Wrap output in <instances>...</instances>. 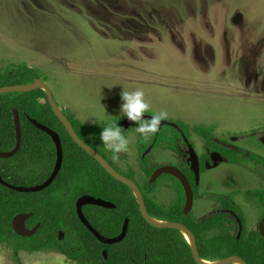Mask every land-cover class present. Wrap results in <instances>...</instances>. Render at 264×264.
I'll use <instances>...</instances> for the list:
<instances>
[{
    "label": "rangeland",
    "instance_id": "obj_1",
    "mask_svg": "<svg viewBox=\"0 0 264 264\" xmlns=\"http://www.w3.org/2000/svg\"><path fill=\"white\" fill-rule=\"evenodd\" d=\"M11 64L38 69L63 113L83 124L121 120L122 93L146 86L145 115L164 112V121L211 127L218 139L264 159V0H0V71ZM136 126L127 129V151L109 157L140 180ZM164 132L174 139L156 150V160L182 166L177 132ZM191 140L197 155L208 152L193 132ZM205 162V198L193 211L204 218L220 205L210 195L233 196L252 230L263 210L247 193L264 189L262 166L241 165V176L217 154ZM180 190L165 178L156 202L170 207ZM18 256L21 264H76L55 252ZM0 264H19L6 245Z\"/></svg>",
    "mask_w": 264,
    "mask_h": 264
},
{
    "label": "trees",
    "instance_id": "obj_2",
    "mask_svg": "<svg viewBox=\"0 0 264 264\" xmlns=\"http://www.w3.org/2000/svg\"><path fill=\"white\" fill-rule=\"evenodd\" d=\"M38 80H43V76L38 69L27 64H11L0 71V89L31 85ZM15 110L20 113L23 139L21 149L15 156L0 159V175L7 183L18 187L41 185L55 170V143L47 133L34 126L30 119H35L57 132L64 148L62 169L48 189L39 193H20L0 183V247L6 245L11 248L19 264L18 254L22 252H55L76 264H199L191 244L181 231L157 228L148 223L142 215L139 199L134 191L113 178L96 159L75 143L55 115L45 91L13 92L0 96V152H11L16 147ZM65 114L85 143L105 157L120 174L137 182L152 218L184 224L195 235L203 260L218 262L236 256L247 264H264V238L260 234L259 225L248 230L244 212L233 200H218L219 208L200 218L194 211L185 214L186 195L179 180L165 175L156 184L150 183L155 171L165 166L156 160V150L174 139L164 132V128L148 134L147 138L141 135L138 148L142 174L138 180V174L133 167L127 173L120 170L99 138L102 127L116 123L127 138L129 131L122 126L124 119L94 126L83 124L73 115ZM178 126L189 140L193 132L208 145L209 154L201 158L202 175L206 172L205 161L210 158L211 153H219L231 165L256 162L264 171L263 158L255 155L248 157L244 151H235L215 142L213 128H191L184 123H179ZM174 130L182 147L178 150L183 162L180 168L190 178L198 201L205 196L200 194L196 174L188 163V145L182 133L178 129ZM151 146L154 147L153 150L144 157ZM165 178L173 179L181 188V199L170 207L156 202L160 184ZM247 195L260 199L264 217V191H252ZM83 196H92L115 204L114 209L88 205L83 210L90 224L107 238L119 236L126 220H129V231L124 241L105 245L83 224L77 213V199ZM42 197L74 200H36ZM210 197L215 198L212 195ZM229 211L235 213L244 225L241 238L239 222ZM24 213L33 214L28 222L29 229L40 224L38 232L30 238L19 236L13 228L15 217ZM105 251L108 252V259L105 258Z\"/></svg>",
    "mask_w": 264,
    "mask_h": 264
},
{
    "label": "water",
    "instance_id": "obj_3",
    "mask_svg": "<svg viewBox=\"0 0 264 264\" xmlns=\"http://www.w3.org/2000/svg\"><path fill=\"white\" fill-rule=\"evenodd\" d=\"M36 90H43L46 92L49 103H50L55 115L58 117V119L61 121V123L65 126L69 135L75 141V143L78 146H80L85 152H87L91 157L96 159L107 170V172L110 175H112L113 178L122 182L123 184L130 187L134 191L135 195L139 199L142 215L147 220L148 223H150L151 225H153L157 228L179 230L183 233L184 236H185V233H187L190 236L191 240H189L186 236H185V238L191 244L194 257L199 264H236V261H240L242 264H247L244 260H242L241 258L236 257V256H233V257H230V258H227L225 260L218 261V262H210V261L203 260L200 257V253L198 251L197 239H196L195 235L184 224L164 222V221H160V220L152 218L148 212V208H147V204H146V200L144 198V195H143L139 185L137 184V182H135V181L127 178L126 176L120 174L105 157H103L98 151H96L94 148L89 146L87 143H85L79 137V135L76 132L72 122L69 120V118L66 116V114L63 113L62 108L59 106L58 102L55 99V96H54L52 90L46 84V82H44L43 80H38L34 84H31V85L4 87V88L0 89V96L8 94V93H13V92L28 93V92H32V91H36ZM143 118L150 119V115H145ZM14 119H15L16 134H17L16 147L11 152H0V159H9V158L15 156L21 149L22 139H23V130H22V125H21V117H20V113L18 110L14 111ZM30 121L39 130L47 133L52 138V140L54 141L56 149H57V163L55 166V170L52 173V175L50 176V178L47 181H45L43 184L33 186V187H18V186L11 185V184L7 183L2 178V176L0 175V183L3 186H5V187H7L13 191L20 192V193H39V192H42V191L48 189L57 179V177H58V175L62 169L63 162H64V148H63V144H62V140H61L60 135L57 132H55L54 130H52L51 128L41 124L40 122H38L35 119H30ZM134 123H137V122L131 121L127 118L123 123L124 130L129 129L131 127V125ZM164 126H170V127L176 128L182 133L186 143L188 144L189 155L191 157L193 169H194V172L196 174V181H197V184H199L200 183V177H201L199 158H198V155L196 154V151L194 150L193 146L190 144L186 134H184L183 130L176 123H171V122L163 120V121H161V124L158 126V128L162 129ZM152 150H153V146L148 149V151L145 153L144 157L146 155H148ZM165 175H169V176L176 178L182 184L183 189L185 191V195H186L185 214H190L193 210V207H194L195 194H194V189H193V186H192L189 178L178 167L163 166V167H161L155 171V173L152 175V177L150 179V183L156 184L159 181V179ZM88 205L98 206V207H102V208H106V209H114L116 207L115 204H113L112 202H108L106 200H103V199H96L92 196H83L77 202V213L79 215L80 220L83 222V224L103 244L115 245V244H119L125 240V238L127 237L128 231H129V220H126L124 227H123V230H122V233L119 236H117L115 238H107V237L101 235L88 221L86 215L84 214V210H83L84 207L88 206ZM32 216H33V214L24 213V214H20V215L15 217V219L13 221V228H14V231L19 236L30 238V237H33L38 232V230L40 228V224H38L33 229H29L26 226L27 221L30 220L32 218ZM238 222L240 225L239 238H241L243 230H244V226H243V223L240 219H238ZM259 230H260L261 236L264 238V218L261 220V222L259 224ZM104 255H105V258L108 259V252L107 251L104 252Z\"/></svg>",
    "mask_w": 264,
    "mask_h": 264
},
{
    "label": "clouds",
    "instance_id": "obj_4",
    "mask_svg": "<svg viewBox=\"0 0 264 264\" xmlns=\"http://www.w3.org/2000/svg\"><path fill=\"white\" fill-rule=\"evenodd\" d=\"M122 100L120 111L123 112V116L137 122L136 130L145 138L148 134L155 133L161 121L167 118V114L164 112L152 115L150 119L143 118L148 113L150 105L146 101L142 89L138 88L132 92H123ZM99 138L105 148L113 153L114 158L128 149V140L117 123L113 126L102 127Z\"/></svg>",
    "mask_w": 264,
    "mask_h": 264
},
{
    "label": "flooded vegetation",
    "instance_id": "obj_5",
    "mask_svg": "<svg viewBox=\"0 0 264 264\" xmlns=\"http://www.w3.org/2000/svg\"><path fill=\"white\" fill-rule=\"evenodd\" d=\"M150 116H152V115H154V114H149ZM177 124V123H176ZM178 125V124H177ZM165 127V126H164ZM163 127V128H164ZM162 128V129H163ZM159 129V128H158ZM185 134V133H184ZM215 135V134H214ZM183 136V135H182ZM184 138V137H183ZM224 139V138H223ZM223 139H218L217 138V136L215 135V138H214V140H215V142H217L218 144H220V145H222V146H224V147H226V148H229V149H234L235 151H243L242 149H240V148H238L236 145H234V144H231L230 142H227V143H225V142H223ZM185 140V139H184ZM189 140V139H188ZM204 140V139H203ZM205 141V140H204ZM186 142V141H185ZM189 142H190V144H191V140H189ZM188 145V144H187ZM191 145H193V144H191ZM152 147V146H151ZM206 147H207V149H208V152L206 153V154H209V148H208V145H207V143H206ZM154 148V147H153ZM148 151V150H147ZM245 152V151H244ZM246 153V152H245ZM206 154H204V155H206ZM213 154H217V155H219L221 158H223L219 153H211V155H213ZM145 155V154H144ZM203 155V156H204ZM211 155H210V159H211ZM246 155L249 157V156H251V155H249V154H247L246 153ZM190 156V155H189ZM202 156V157H203ZM255 156H257V155H255ZM198 157H199V163L201 164V158L202 157H200L199 155H198ZM224 159V158H223ZM225 161H226V159H224ZM188 163L191 165V157L190 158H188ZM226 163H227V161H226ZM182 164H183V162H182ZM228 164V163H227ZM250 164V163H249ZM229 165H231V164H229ZM242 165H244V164H242ZM246 165V164H245ZM234 166H241V165H234ZM178 168H180V166L178 167ZM181 169V168H180ZM263 169V168H262ZM182 170V169H181ZM200 170H201V165H200ZM183 171V170H182ZM188 177V176H187ZM189 178V177H188ZM189 180H190V178H189ZM190 182H191V180H190ZM196 183H197V181H196ZM192 184V183H191ZM200 184V183H199ZM199 184H197L198 186H199ZM193 186V185H192ZM194 189V188H193ZM257 191H264V190H262V189H259V190H257ZM194 194H195V192H194ZM252 198V197H251ZM223 199H230V200H233V202H234V204H236V205H238L237 203H235V199H234V197L233 196H226V195H223L222 197H218V198H214L213 200H223ZM252 199H255V200H257L258 202H259V200L260 199H257V198H252ZM36 200H74V199H72V198H53V197H42V198H37ZM77 200H79V199H77ZM197 201H196V198H195V202H194V206H195V203H196ZM260 203V202H259ZM220 206V205H219ZM194 208V207H193ZM219 208V207H218ZM260 208H262L261 206H260ZM263 210V209H262ZM193 211V210H192ZM216 211V210H215ZM214 212V211H213ZM231 214H233V215H235V213H233L232 211H229ZM244 215H245V217H246V214L244 213ZM236 216V218H237V220L239 219L238 217H237V215H235ZM263 216V215H262ZM264 217H262L261 218V220L263 219ZM261 220H260V222H261ZM28 222H29V220L27 221V223H26V226H27V228H28ZM246 222H247V228H248V219L246 218ZM260 222L257 224V225H259L260 224ZM240 226V225H239ZM244 226V225H243ZM253 229V228H252ZM249 230V229H248ZM244 231V230H243ZM260 231V230H259ZM240 232V231H239Z\"/></svg>",
    "mask_w": 264,
    "mask_h": 264
},
{
    "label": "crops",
    "instance_id": "obj_6",
    "mask_svg": "<svg viewBox=\"0 0 264 264\" xmlns=\"http://www.w3.org/2000/svg\"><path fill=\"white\" fill-rule=\"evenodd\" d=\"M111 79V78H110ZM125 81H128L127 79H124ZM129 83H132L131 81H128ZM140 89H142L143 91H145V90H147L146 89V86H141L140 87ZM61 108H63L61 105H59ZM64 106H68V103H65L64 104ZM77 114H78V110H75V109H73ZM124 114H122V116H123ZM93 118V117H92ZM123 118H125L124 119V121L127 119V117H125V116H123ZM122 118V119H123ZM124 121H123V123H124ZM87 123H89V124H95V122L92 120V121H88ZM105 123V122H104ZM122 126H123V124H122ZM209 128H211V127H209ZM229 133V132H228ZM232 132H230L229 133V135L231 134ZM242 139V138H241ZM243 140V139H242ZM192 141V140H191ZM195 151H196V148H195ZM234 166V165H233ZM237 172H241V176H244L245 175V172L243 171V170H241V169H239V167L237 166ZM258 189H262V190H264L263 188H261L260 186H258L257 187Z\"/></svg>",
    "mask_w": 264,
    "mask_h": 264
},
{
    "label": "bare ground",
    "instance_id": "obj_7",
    "mask_svg": "<svg viewBox=\"0 0 264 264\" xmlns=\"http://www.w3.org/2000/svg\"><path fill=\"white\" fill-rule=\"evenodd\" d=\"M185 236L189 239V240H191V238H190V236L187 234V233H185ZM236 264H242L240 261H236Z\"/></svg>",
    "mask_w": 264,
    "mask_h": 264
}]
</instances>
